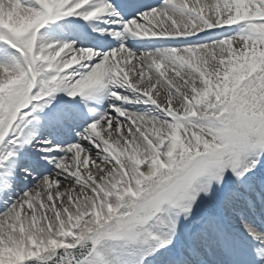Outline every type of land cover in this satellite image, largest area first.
<instances>
[{
	"label": "snow or ice",
	"instance_id": "1",
	"mask_svg": "<svg viewBox=\"0 0 264 264\" xmlns=\"http://www.w3.org/2000/svg\"><path fill=\"white\" fill-rule=\"evenodd\" d=\"M0 264H264V0H0Z\"/></svg>",
	"mask_w": 264,
	"mask_h": 264
}]
</instances>
